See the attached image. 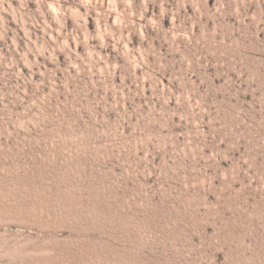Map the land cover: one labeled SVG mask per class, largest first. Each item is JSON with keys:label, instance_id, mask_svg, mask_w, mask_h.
<instances>
[{"label": "rangeland", "instance_id": "obj_1", "mask_svg": "<svg viewBox=\"0 0 264 264\" xmlns=\"http://www.w3.org/2000/svg\"><path fill=\"white\" fill-rule=\"evenodd\" d=\"M0 264H264V0H0Z\"/></svg>", "mask_w": 264, "mask_h": 264}]
</instances>
